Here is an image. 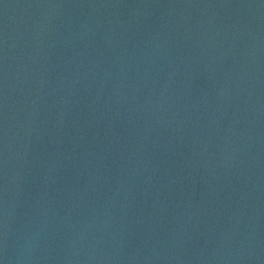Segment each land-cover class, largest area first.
I'll return each mask as SVG.
<instances>
[{
  "label": "water",
  "instance_id": "1",
  "mask_svg": "<svg viewBox=\"0 0 264 264\" xmlns=\"http://www.w3.org/2000/svg\"><path fill=\"white\" fill-rule=\"evenodd\" d=\"M0 264H264V0H0Z\"/></svg>",
  "mask_w": 264,
  "mask_h": 264
}]
</instances>
